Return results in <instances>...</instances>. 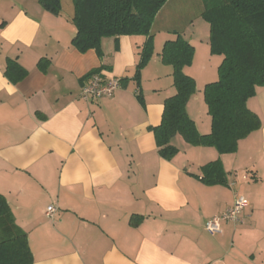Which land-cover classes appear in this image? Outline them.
<instances>
[{
  "label": "crops",
  "instance_id": "obj_1",
  "mask_svg": "<svg viewBox=\"0 0 264 264\" xmlns=\"http://www.w3.org/2000/svg\"><path fill=\"white\" fill-rule=\"evenodd\" d=\"M162 10L153 26L167 38L159 43L154 32L138 81L147 36H106L100 52H81L67 13L38 0H0V193L28 233L33 264H264V86L247 102L262 126L236 151L177 134L179 152L163 157L152 127L176 93L173 67L161 58L165 41L176 31L195 48L184 71L196 80L187 110L201 134L212 127L204 87L218 79L222 56L211 53L201 14L187 7L175 12L183 25L159 24ZM10 62L24 67L23 78L8 75ZM97 72L118 77L120 87L83 99ZM217 159L226 183L206 184L202 168ZM236 193L249 200L242 221L208 232L206 222L228 210Z\"/></svg>",
  "mask_w": 264,
  "mask_h": 264
},
{
  "label": "trees",
  "instance_id": "obj_2",
  "mask_svg": "<svg viewBox=\"0 0 264 264\" xmlns=\"http://www.w3.org/2000/svg\"><path fill=\"white\" fill-rule=\"evenodd\" d=\"M38 1L52 13L68 14L77 28L72 43L81 52L92 48L100 52L106 36H147L137 65L136 79L140 81L141 71L154 53L153 23L168 0H72L67 11L62 0ZM203 2L201 16L210 25L211 53L222 56L218 79L204 87L212 127L209 133L201 134L188 114L187 104L196 93V80L184 68L192 63L195 48L175 31L176 38L165 41L161 58L173 67L176 93L165 100L161 123L152 127L159 152L168 159L179 152L172 143L177 134L190 144L230 153L238 149L241 139L262 126L247 102L258 87L264 86V0ZM7 73L18 81L26 70L10 62ZM201 179L206 184L226 183L221 160L204 165ZM33 263L28 233L16 223L7 199L0 193V264Z\"/></svg>",
  "mask_w": 264,
  "mask_h": 264
},
{
  "label": "built area",
  "instance_id": "obj_3",
  "mask_svg": "<svg viewBox=\"0 0 264 264\" xmlns=\"http://www.w3.org/2000/svg\"><path fill=\"white\" fill-rule=\"evenodd\" d=\"M121 85V79L118 77L106 78L102 73H94L88 83H86L81 90V97L83 99H95L101 96L112 95ZM248 198L241 193L235 194V199L233 205L220 215H215L209 219L205 228L210 233L221 232V223L223 221H231L234 223H239L242 221V213L248 206ZM55 207L53 205L48 206V215L51 216L55 212Z\"/></svg>",
  "mask_w": 264,
  "mask_h": 264
},
{
  "label": "rangeland",
  "instance_id": "obj_4",
  "mask_svg": "<svg viewBox=\"0 0 264 264\" xmlns=\"http://www.w3.org/2000/svg\"><path fill=\"white\" fill-rule=\"evenodd\" d=\"M62 3L66 11L68 10V7L71 8V6L73 5L72 0H62ZM187 7H190L191 11L194 12L195 16H199L204 8V2L203 0H170L167 6L165 7L163 6L161 8L163 10L161 11L160 16L158 18L159 24L163 19L166 18V21L170 20L171 21L170 24L174 25L175 23H177V21H179L175 16V12H178L180 9H185ZM178 13H183V12L179 11ZM181 22L183 21H179V25H183V23ZM152 30H153V34L154 32H156L155 34H158L157 32L159 29L157 25L156 26L154 25ZM165 38L160 34L156 36V39L159 43L160 42L163 43Z\"/></svg>",
  "mask_w": 264,
  "mask_h": 264
}]
</instances>
